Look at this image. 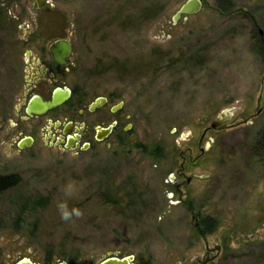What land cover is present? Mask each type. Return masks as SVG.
Instances as JSON below:
<instances>
[{
	"label": "rangeland",
	"instance_id": "rangeland-1",
	"mask_svg": "<svg viewBox=\"0 0 264 264\" xmlns=\"http://www.w3.org/2000/svg\"><path fill=\"white\" fill-rule=\"evenodd\" d=\"M40 1L0 0V63L14 45L65 36L67 86L86 104L122 103L121 128L89 149L54 148L44 118L14 113L18 83L0 64V175L20 178L0 194V264L113 255L264 264V162L253 158L264 63L251 51L264 38V0H225L226 11L201 0L177 21L187 0ZM26 32L29 41L19 40ZM25 137L31 146L18 149ZM203 221L215 228L199 235Z\"/></svg>",
	"mask_w": 264,
	"mask_h": 264
},
{
	"label": "flooded vegetation",
	"instance_id": "flooded-vegetation-1",
	"mask_svg": "<svg viewBox=\"0 0 264 264\" xmlns=\"http://www.w3.org/2000/svg\"><path fill=\"white\" fill-rule=\"evenodd\" d=\"M1 15L2 14L0 13V16ZM32 33L33 32H26L19 40L28 42ZM34 37H36V35ZM39 37L40 36L37 35V38ZM57 40L66 41L70 45V53L64 59L66 63L64 65L56 63L50 52L53 43ZM11 50L13 51L11 55L8 52L3 53L0 64L3 73L18 83L17 103L14 113L21 112L22 118L25 120L44 118L46 125L45 131L48 135L47 139H49V144L54 148H65L74 151H82L85 148L89 149L94 143H105L114 133H116V130L121 128V121L117 118V115L121 110L122 103H119L120 107L117 110L116 107L119 104L112 105L111 100L106 97H96L86 104L84 103L85 96L79 89L67 86V73H69L70 68L74 64L72 62L73 47L68 38L65 36L61 37L51 41L48 45H14ZM57 89L61 91L68 90L70 92L69 98L58 107L47 111L41 116L30 117L26 114V107L32 98L38 97L44 102L50 101L54 91ZM100 99H103L104 102H99ZM94 103H101V106H95L93 110H91L90 108ZM69 111L73 116H69L68 118L66 116ZM64 113H66V115ZM109 126H113L110 134L103 140L98 141L96 139L97 130L105 129ZM64 130H67V133H64ZM101 135L102 133H99L98 136ZM20 140L21 139L16 143L17 147ZM66 144H69L70 147L66 148ZM203 225V232L196 231L198 234L201 233L199 235H204L206 232H212L215 228V226L213 227L209 222L203 223ZM129 256H107L100 259L96 264H100L103 260L110 257L118 259L126 258L128 260ZM21 260L22 259L15 264ZM49 262V259H47V261L42 264H49ZM128 264H136L134 262V257L132 260H128ZM196 264L214 263L211 261V257H205L197 261Z\"/></svg>",
	"mask_w": 264,
	"mask_h": 264
},
{
	"label": "water",
	"instance_id": "water-1",
	"mask_svg": "<svg viewBox=\"0 0 264 264\" xmlns=\"http://www.w3.org/2000/svg\"><path fill=\"white\" fill-rule=\"evenodd\" d=\"M37 6L40 8L42 6V2L40 0H36ZM202 8V1L201 0H187L181 7L180 9L176 12L174 16V21H177L181 15H192L198 13ZM51 55L53 56V59L56 63L60 65L66 64L64 59L69 55L70 53V45L63 40H57L53 43V46L50 49ZM70 92L68 90L61 91V90H55L52 99L50 101H42L38 97L32 98L27 107H26V114L30 117L32 116H41L47 111L58 107L61 105L64 101H66L69 98ZM99 102L103 103L104 100L100 99ZM101 103H94L91 106V110L95 106H101ZM120 104L116 107V110L119 109ZM233 109H228L224 111L221 115L218 116L216 120H214L211 123V128H216L224 123H226L229 118L231 113L233 112ZM203 119H207V115L203 116ZM113 126H109L105 129H98L97 130V137L96 139L98 141L103 140L106 136H108L112 130ZM64 133H67V130H64ZM99 133L102 135L98 136ZM32 144V139L30 137H25L20 140L18 143V148L19 149H24L30 147ZM66 148H69L70 145L66 144ZM86 149V148H85ZM133 257L129 256L128 260H132ZM128 260L126 258L123 259H118L115 257H110L105 260H103L100 264H128ZM17 264H34L32 263L29 259H22L20 262ZM61 264H66V263H61Z\"/></svg>",
	"mask_w": 264,
	"mask_h": 264
},
{
	"label": "trees",
	"instance_id": "trees-1",
	"mask_svg": "<svg viewBox=\"0 0 264 264\" xmlns=\"http://www.w3.org/2000/svg\"><path fill=\"white\" fill-rule=\"evenodd\" d=\"M225 0H217L218 7L221 11H226L228 8L224 5ZM3 20V15L0 16V21ZM1 23V22H0ZM253 54H255L262 63H264V38H259L258 42L254 43L251 48ZM253 158L257 161L264 162V125L255 135L254 145H253ZM20 184V178L17 175H0V194L6 192L10 189L16 188ZM40 201L35 204H39ZM204 223H207L203 221ZM213 227L215 223L208 221ZM201 234V233H199ZM73 261L70 260V263Z\"/></svg>",
	"mask_w": 264,
	"mask_h": 264
}]
</instances>
